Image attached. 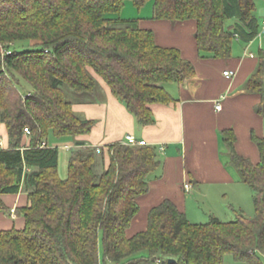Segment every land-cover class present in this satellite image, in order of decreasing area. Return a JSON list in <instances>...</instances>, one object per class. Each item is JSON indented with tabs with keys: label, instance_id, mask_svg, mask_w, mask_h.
Instances as JSON below:
<instances>
[{
	"label": "trees",
	"instance_id": "16d2710c",
	"mask_svg": "<svg viewBox=\"0 0 264 264\" xmlns=\"http://www.w3.org/2000/svg\"><path fill=\"white\" fill-rule=\"evenodd\" d=\"M125 1L0 0V123L7 130L0 145V212L13 214L5 194L28 196L14 210L24 226L0 228V264H225L227 253L264 264V137L254 130L257 164L237 151L232 128L221 133L227 163L254 191L253 217L196 223L165 199L150 209L146 228L129 236L138 198L163 170L155 145L105 148L77 140L67 177L60 176L59 148L50 136L75 138L95 123L74 110L66 86L103 100L102 78L145 126L156 122L153 104L175 101L166 84L196 74L179 48L159 45L139 18L120 15ZM131 1L141 9L149 0ZM256 1L153 0V18L194 20L199 56L229 58L236 38L258 36ZM245 87L262 96L255 109L264 116V52Z\"/></svg>",
	"mask_w": 264,
	"mask_h": 264
},
{
	"label": "crops",
	"instance_id": "0c3cea01",
	"mask_svg": "<svg viewBox=\"0 0 264 264\" xmlns=\"http://www.w3.org/2000/svg\"><path fill=\"white\" fill-rule=\"evenodd\" d=\"M256 4V15L263 19L264 0H257ZM133 18H139L141 27L154 31L159 45L179 48L183 57L194 63L196 74L182 84H166L175 101L153 104L151 108L156 122L145 126L137 123L135 116L99 77L103 94L100 98L103 100L93 101L85 96L87 98L73 105L78 114L95 121L91 132L63 145L74 147L78 140L106 148L109 144L123 142L128 134H132L159 147L164 157L161 176L151 179L149 191L138 198L140 211L127 230L129 236L146 228L150 209L165 199L175 202L188 216L189 199L196 195L208 197L213 186L221 189L224 195L225 189L244 192L247 188L239 172L227 163L222 130L232 128L235 131L237 151L254 164L260 161V153L251 133L254 130L258 136L264 137V116L255 109L262 96L246 91L245 87L248 78L258 68L260 53L264 52V33L250 41L236 38L229 58H201L194 20L155 19L153 4L150 15ZM226 71H231L232 75H225ZM218 101L221 102L220 110L216 109ZM0 133L3 146L7 142V130L2 123ZM206 183L211 186L203 190L200 185ZM186 184L190 188H186ZM3 199L12 210L28 203L27 193L23 191L5 194ZM24 224L22 215L0 212V228H22Z\"/></svg>",
	"mask_w": 264,
	"mask_h": 264
},
{
	"label": "rangeland",
	"instance_id": "374dc122",
	"mask_svg": "<svg viewBox=\"0 0 264 264\" xmlns=\"http://www.w3.org/2000/svg\"><path fill=\"white\" fill-rule=\"evenodd\" d=\"M153 0H149L145 6L141 9L133 4L131 0H126L121 16L125 18H133L138 16H147L151 14ZM101 86V81L99 80ZM67 98L73 102L80 99L87 98L86 94H79L72 91L67 86L65 87ZM81 115V114H79ZM82 116V115H81ZM0 137L3 135L0 133ZM73 141V137L65 136L61 138L50 136V143L57 145L59 148V173L62 178H66L68 174L67 162L70 155V148L63 147V145ZM161 158L163 155L161 153ZM101 166L98 165V169ZM196 182V180H193ZM245 184V183H244ZM203 190L208 189L210 184L200 185ZM247 189L244 192H234L232 189H225L222 194L221 189L214 188L213 186L211 195L204 197L202 195H196L194 198L189 199L188 203V218L192 222L206 223L213 217H218L223 221H232L238 218V215L244 213L246 216L253 217L255 215V207L253 201L254 191L247 184ZM208 199V200H207ZM225 264H248L246 261H238L235 259L232 253L225 255Z\"/></svg>",
	"mask_w": 264,
	"mask_h": 264
},
{
	"label": "built area",
	"instance_id": "2783aa9c",
	"mask_svg": "<svg viewBox=\"0 0 264 264\" xmlns=\"http://www.w3.org/2000/svg\"><path fill=\"white\" fill-rule=\"evenodd\" d=\"M260 31H259V33H258V36L260 37V36H262V34L264 33V18L263 19H261V21H260ZM225 75H227V76H230V75H232V72L231 71H226L225 72ZM216 109L217 110H220L221 109V102H217V104H216ZM26 132L27 133H30V130L28 129V128H26ZM125 144H128V145H136V144H140V145H145V144H147V142H146V140H139V139H137L134 135H132V134H128L126 137H125V140L123 141ZM2 140H1V138H0V145H2ZM66 148H68L69 146H65ZM186 188H190V185L189 184H186V186H185ZM13 211V213H14V209L12 210Z\"/></svg>",
	"mask_w": 264,
	"mask_h": 264
},
{
	"label": "water",
	"instance_id": "95a60500",
	"mask_svg": "<svg viewBox=\"0 0 264 264\" xmlns=\"http://www.w3.org/2000/svg\"><path fill=\"white\" fill-rule=\"evenodd\" d=\"M169 262H172L173 263V262H175V259H169Z\"/></svg>",
	"mask_w": 264,
	"mask_h": 264
}]
</instances>
